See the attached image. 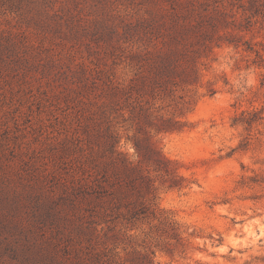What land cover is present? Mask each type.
<instances>
[{
  "label": "rangeland",
  "instance_id": "1",
  "mask_svg": "<svg viewBox=\"0 0 264 264\" xmlns=\"http://www.w3.org/2000/svg\"><path fill=\"white\" fill-rule=\"evenodd\" d=\"M176 41L193 82L154 68ZM151 147L182 186L150 171L156 216L132 218L111 151ZM143 254L264 264V0H0V264Z\"/></svg>",
  "mask_w": 264,
  "mask_h": 264
},
{
  "label": "trees",
  "instance_id": "2",
  "mask_svg": "<svg viewBox=\"0 0 264 264\" xmlns=\"http://www.w3.org/2000/svg\"><path fill=\"white\" fill-rule=\"evenodd\" d=\"M180 33L181 32L177 30V34ZM176 42H173L175 45H170V48L167 51L157 54V59H154V68L157 69V74L161 75V77H164V75L167 76L168 79H166L165 82L174 81V83H177V76L181 77L182 82H193L196 78V64L193 60L184 57L183 50L179 48L181 41ZM177 54H181L183 57L177 58ZM171 78L173 79L171 80ZM173 128L174 125H158L157 129L159 131H169ZM118 142L119 140L116 141V143ZM114 146H116V144ZM151 150L156 154L154 157L146 159V157L139 152V160L137 163L130 161L116 149L111 151L113 160L116 162L118 167L124 169L127 174L130 173V182H132L136 188H139L138 201L140 206L139 208L133 210L134 215L132 218H135L136 216L139 218L141 215L145 217L151 215L156 216V211L152 207V203L148 198V196L153 194V192L157 189L154 186L155 180L151 177L150 171L153 170L158 175H161L163 181L168 182L171 187L182 186V177L176 173L169 160L160 155L158 150L152 147ZM143 162L147 163L148 172H145V170L140 167V164ZM120 185L123 186L122 183ZM141 257V264H151L152 260L148 254H143Z\"/></svg>",
  "mask_w": 264,
  "mask_h": 264
}]
</instances>
